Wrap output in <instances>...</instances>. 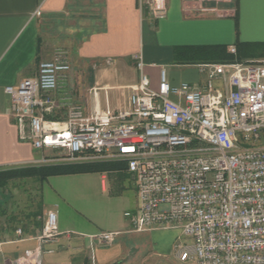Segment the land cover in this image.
<instances>
[{"label": "built area", "instance_id": "obj_1", "mask_svg": "<svg viewBox=\"0 0 264 264\" xmlns=\"http://www.w3.org/2000/svg\"><path fill=\"white\" fill-rule=\"evenodd\" d=\"M193 1L196 14L237 11V0ZM138 3L154 19L167 16V0ZM228 50L237 53L234 45ZM137 66L140 80L127 107L86 114L70 102L64 119L51 114L71 69L67 49L57 48L36 74L7 85L20 138L43 151L32 162L126 160L138 195L136 209L124 213L133 231L178 229L175 254L182 261L264 264V58L203 62V85L173 84L164 68L153 84L142 59ZM46 149L61 155L49 157ZM119 233L91 237L112 244ZM59 235L50 210L39 239ZM182 235L192 242H182ZM40 251L27 249L15 263L41 264Z\"/></svg>", "mask_w": 264, "mask_h": 264}, {"label": "crops", "instance_id": "obj_2", "mask_svg": "<svg viewBox=\"0 0 264 264\" xmlns=\"http://www.w3.org/2000/svg\"><path fill=\"white\" fill-rule=\"evenodd\" d=\"M167 6V16L154 19L148 11H141L138 0H0V167L25 165L42 156L31 142L20 138L11 99L5 92L7 85L16 86L36 74L39 62L48 55L42 24L61 28L65 21L76 23L69 31L74 32L72 42L77 44L72 53L81 67L73 69L55 93L59 106L51 116L57 119L67 117L70 102L80 104L86 114L127 107L131 86L140 80V58L143 71L156 84L155 70L158 76L162 68L166 70L158 66L166 63L159 59L165 55L171 59L178 47L227 44L237 48L242 41H264V0H237V11L229 16L196 14L193 0H167ZM37 9L40 13L34 15ZM75 12L85 14L77 16ZM146 24L154 37L148 48L144 44ZM197 63L199 67L203 62ZM168 79L173 84L182 82L173 73ZM48 178H53L56 198L42 207V219L44 223L47 212L55 211L60 235L56 241L41 242L42 227L9 232L7 238L0 239V264H16V257L37 247L41 248V264H92V260L96 264H134L135 254L118 240L126 231H133L124 214L138 206L132 174L119 178L107 171H87ZM117 185L120 192L114 193ZM101 231L120 233L112 244H103L91 237ZM146 231L155 234L157 258L176 256L178 229Z\"/></svg>", "mask_w": 264, "mask_h": 264}, {"label": "rangeland", "instance_id": "obj_3", "mask_svg": "<svg viewBox=\"0 0 264 264\" xmlns=\"http://www.w3.org/2000/svg\"><path fill=\"white\" fill-rule=\"evenodd\" d=\"M85 13L75 12V15L81 16ZM64 22V21H63ZM66 23V24H65ZM62 27L59 28L54 26L53 28L50 27V24H42L41 35L43 38V45L45 54V59L52 58L54 51L57 48H64L69 51V60L71 64V69L68 74H71L73 69L80 68L81 65H78L76 61V56L72 53V48L76 45V42H72V31H69V26L73 27L71 24L74 23L73 20L65 21ZM82 23V21L78 22ZM87 23L84 22V24ZM79 26V24H78ZM77 29V27H74ZM146 34L144 44L145 47L148 48L151 43L154 42V37H152L151 30L148 28L146 24ZM76 31V30H75ZM71 37L69 38V36ZM76 43V44H75ZM252 50V49H251ZM254 48L249 54L240 55V60H248L251 57L261 56ZM256 52V53H255ZM141 59V58H140ZM163 60L166 63L164 65H158L159 67H165L167 71L168 77L170 73H173L176 78H180L182 81H197L199 84H204L207 81L206 73L200 71V67H198V63H186V60L177 54V51L172 53L171 59L168 55H165L164 58L159 59ZM143 61V60H142ZM150 76V75H149ZM155 79L158 77V69L155 70ZM151 77V76H150ZM42 153L43 151L40 150ZM49 157H55L61 155H57L56 151L53 149H46L44 152ZM64 160H55L52 162H60ZM49 162V163H52ZM28 164H43V163H35L30 162ZM26 165V164H25ZM22 165H12V166H5L1 168H8V167H19ZM112 178V177H111ZM112 181V180H111ZM52 184L53 178H49L44 181L43 183H39L37 179L34 177L28 178H17L10 181V183L6 187H0V204L2 208L6 209V213H2L0 211V239H5L9 236V232L15 228H21L24 230V220L27 218V214L29 211L36 209L37 206L44 207L45 205L50 203V199L52 200L54 197L56 198L54 192L52 191ZM118 187V185H117ZM46 192L49 195H46L43 198V193ZM130 194H133V190L129 191ZM117 209H122L117 206ZM119 212V210H118ZM128 219V218H127ZM42 220V219H41ZM13 227V228H12ZM131 225L128 228L131 229ZM120 237V236H119ZM118 240H121L136 256V261L134 264L140 262V264H196L192 261H182L177 259L176 256H169L167 257H159L157 258L154 254V250L157 249L155 246L156 238L155 234L151 231H130L125 232L121 235ZM178 241V240H177ZM176 241V242H177ZM182 242L190 243L192 239L188 236L182 235L181 238ZM142 258H145V262H141Z\"/></svg>", "mask_w": 264, "mask_h": 264}, {"label": "trees", "instance_id": "obj_4", "mask_svg": "<svg viewBox=\"0 0 264 264\" xmlns=\"http://www.w3.org/2000/svg\"><path fill=\"white\" fill-rule=\"evenodd\" d=\"M256 48L260 55H264L263 42H239L237 43L238 55L228 51L227 44L215 45H191L181 46L176 49L177 54L186 60V63L209 62V61H233L240 60L242 53L249 54ZM252 49V50H251ZM256 53V52H255ZM87 171H107L114 173L121 178L123 174H128V162L126 160H96V161H75V162H53L45 164H26L19 167H0V187H6L11 180L17 178L34 177L43 183L51 175L78 173ZM120 187H116L114 193L120 192ZM0 211L6 213V209L0 204ZM42 206L29 211L24 220L25 230H35L42 227ZM42 219V220H41ZM13 228V227H12ZM19 228V227H18ZM18 228L10 231H16Z\"/></svg>", "mask_w": 264, "mask_h": 264}]
</instances>
